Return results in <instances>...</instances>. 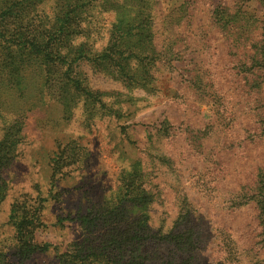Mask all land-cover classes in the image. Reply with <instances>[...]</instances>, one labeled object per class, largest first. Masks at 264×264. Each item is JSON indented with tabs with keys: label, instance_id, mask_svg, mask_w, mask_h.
<instances>
[{
	"label": "rangeland",
	"instance_id": "1",
	"mask_svg": "<svg viewBox=\"0 0 264 264\" xmlns=\"http://www.w3.org/2000/svg\"><path fill=\"white\" fill-rule=\"evenodd\" d=\"M151 1L148 18L123 5L95 11L85 24L95 49L113 23L130 39L147 37L142 54L124 42L121 68L78 67L88 87L113 95L105 104L117 112L87 96L67 103L45 96L26 113L0 203V249L13 263L57 264L60 251L90 236L88 221L116 195L115 214L137 217L153 234L178 213L198 214L203 264H216L223 226L249 228L251 210L226 212L230 191L264 171V0ZM219 5L235 14L225 26L214 22ZM52 165L60 167L53 185ZM24 195L48 198L35 232L42 251L16 263L6 223L11 203ZM114 230L115 241L127 239Z\"/></svg>",
	"mask_w": 264,
	"mask_h": 264
},
{
	"label": "trees",
	"instance_id": "2",
	"mask_svg": "<svg viewBox=\"0 0 264 264\" xmlns=\"http://www.w3.org/2000/svg\"><path fill=\"white\" fill-rule=\"evenodd\" d=\"M123 5L138 6L139 12L147 14L148 18L152 1L0 0V203L8 189L3 172L16 157V149L22 141L23 120L30 107L42 103L45 96L58 103L79 101L87 96L97 102L96 108L117 112L105 104V97L113 95L88 87L78 67L81 63L123 67L122 60L126 56L123 57L122 48L126 40L138 45L131 47L139 54L144 52L141 46L148 44L146 35L130 39L134 34L117 31L115 23L108 32L107 43L101 48L95 49L86 41L89 34L85 24L95 11L116 10ZM228 10L219 5L213 13L214 22L227 25L235 16L229 15ZM185 16L190 18L192 14ZM182 20L183 16H179V21ZM138 53L131 57H137ZM114 73L119 74V70L115 69ZM8 115L13 117L8 120ZM59 168L50 167L51 185ZM256 176L260 178L258 182L244 188L239 185V190L229 193L232 203L226 215L246 208L252 212L251 223L245 232L224 226L220 229L222 239L214 251L218 255L216 264H264V171H258ZM205 186L210 188V185ZM47 199L24 195L9 207L6 224L12 231L11 255L14 254L16 263L42 251L41 243L35 240V232L41 224V212ZM105 204L88 221L93 226L88 230L90 236L60 251L56 255L57 264H203L200 262L203 237L196 223L198 214L178 213L169 227H160L156 235L146 224L136 225L137 217L115 214L121 206L117 195ZM186 207L191 211L190 204ZM84 217L78 216L77 220ZM139 223L143 224L140 220ZM131 225L130 230L126 229ZM95 226L100 229L97 233L91 232ZM114 229H120L127 239L115 241ZM0 264H15L8 251L0 249Z\"/></svg>",
	"mask_w": 264,
	"mask_h": 264
}]
</instances>
